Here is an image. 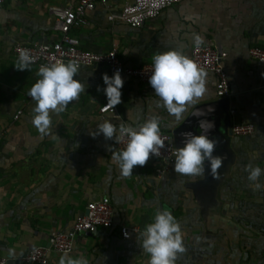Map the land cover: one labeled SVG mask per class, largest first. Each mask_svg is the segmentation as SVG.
I'll return each mask as SVG.
<instances>
[{"label": "crops", "instance_id": "1", "mask_svg": "<svg viewBox=\"0 0 264 264\" xmlns=\"http://www.w3.org/2000/svg\"><path fill=\"white\" fill-rule=\"evenodd\" d=\"M130 1L97 4L87 25L71 34L96 53L115 48L122 63L133 67L153 64L155 54L169 50L190 58L193 33L200 34L202 45L226 53L222 65L231 96L218 98L215 77L205 72V95L177 119L150 85L122 77L117 113L101 117L105 69L82 67L74 78L85 91L64 112L52 113L48 133L41 134L32 124L36 105L28 96L38 69L17 70L13 47L57 39L50 8L77 0H7L0 6V256L8 264H28L21 258L31 247L48 246L49 235L68 230L88 202L107 197L115 226L78 235L68 256L88 264H148L140 234L122 239L118 225L142 232L157 210L166 209L180 224L186 249L175 264H264V188L253 190L245 171L249 164L264 170V66L248 54L251 47L264 48V0H181L139 29L107 19ZM152 117L178 148L183 132L204 134L207 125L201 128L200 121L211 122L207 135L219 141L213 155L225 158L219 179L207 162L202 176L176 174L175 161L157 174L162 165L152 159L135 166L131 176L121 175L109 151H118L115 139L93 134L106 120L117 128L137 127ZM234 122L252 123L255 130L234 136ZM258 182L264 184V175ZM64 255L50 254L48 264H59Z\"/></svg>", "mask_w": 264, "mask_h": 264}, {"label": "clouds", "instance_id": "2", "mask_svg": "<svg viewBox=\"0 0 264 264\" xmlns=\"http://www.w3.org/2000/svg\"><path fill=\"white\" fill-rule=\"evenodd\" d=\"M193 43L196 47L204 43L200 34L193 33ZM153 65L148 83L159 97L161 106L166 111L180 119L187 107L194 104L206 93V73L194 60L177 50L157 53L153 56ZM32 58L23 50L20 53L17 70H29ZM78 72L75 62L65 63L56 61L50 65H41L37 76L39 79L32 85L28 96L35 102L32 117L33 126L39 133L46 135L51 125V114H59L66 110L68 105L79 99L85 91L84 85L74 77ZM106 87L103 89L107 97L104 107L115 108L121 103V89L124 81L117 70L112 77L103 75ZM101 89L98 87L97 91ZM207 125L204 134L195 135L192 132H183L182 143L174 153V171L183 176H202L205 173V162L210 165V175L219 179V171L224 157L214 156L213 153L219 143L207 135L213 124L200 121V127ZM103 134L106 140L115 139L117 143L127 137L126 147L121 151L109 149L112 152V161L118 166L121 175H132L135 166H144L151 156H158L164 142L160 136V122L156 117L145 121L142 125L133 127L121 124L119 128L110 121L98 125L93 137ZM248 180L253 190L264 188L259 178L264 175L260 167L251 164L245 167ZM141 247L150 256L148 264H175L178 254L186 249L180 224L170 211L157 210L154 222L146 225L140 233ZM9 255H14L9 250ZM59 264H88L83 257L74 259L67 254L61 256Z\"/></svg>", "mask_w": 264, "mask_h": 264}, {"label": "built area", "instance_id": "3", "mask_svg": "<svg viewBox=\"0 0 264 264\" xmlns=\"http://www.w3.org/2000/svg\"><path fill=\"white\" fill-rule=\"evenodd\" d=\"M7 0H0L2 6ZM105 0H77L74 5L65 8H50V12L55 17L53 30L59 34L58 38L51 42L36 44L17 43L13 47V54L17 61L21 51L27 50L32 58L30 66L39 70L41 65H50L56 61L65 63L75 62L78 68L82 67H103L105 74L112 77L119 70L121 77L132 79L141 84L148 83L152 71V65L144 64L140 66H128L118 58L116 49L103 53H96L84 49L79 38L71 34L72 29H77L87 25L88 15L94 10L97 4ZM181 0H131L125 3L117 16L108 15L109 21L117 20L120 23L132 28L139 29L147 21L156 18L164 9L180 2ZM249 57L264 66V48L251 47L248 50ZM190 58L194 60L205 72L213 74L215 77V94L218 98H229L231 96L230 83L227 73L222 65L226 58V53L219 51L212 45L206 44L199 47L193 46L190 50ZM106 87V85H105ZM31 98V97H29ZM107 101L102 103L98 112L101 117L114 115L117 107H104ZM230 115L235 114L234 110L229 111ZM22 114L18 110L14 119H18ZM255 130L252 123L234 122L230 125L231 134L238 137L251 135ZM164 147L160 149L158 156H151L149 159L161 163L162 168L157 169V174L166 170L167 165L175 161L174 153L178 149L172 136L164 131H160ZM127 137L119 143L115 141L118 151L126 147ZM115 226L114 210L110 200L103 197L99 200L90 201L86 205L85 214L77 216L72 226L68 230L52 232L49 235L48 246H33L21 258L28 264H48L50 254H70L74 249L75 240L78 235H86L97 229H109ZM119 233L122 239H130L134 235L140 234L141 229L135 225L119 224ZM0 264H8L6 257L0 256Z\"/></svg>", "mask_w": 264, "mask_h": 264}, {"label": "rangeland", "instance_id": "4", "mask_svg": "<svg viewBox=\"0 0 264 264\" xmlns=\"http://www.w3.org/2000/svg\"><path fill=\"white\" fill-rule=\"evenodd\" d=\"M31 67H33V66H31ZM35 68V67H34Z\"/></svg>", "mask_w": 264, "mask_h": 264}]
</instances>
